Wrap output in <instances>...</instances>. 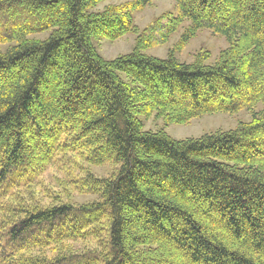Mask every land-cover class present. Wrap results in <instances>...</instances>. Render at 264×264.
<instances>
[{
  "label": "trees",
  "instance_id": "16d2710c",
  "mask_svg": "<svg viewBox=\"0 0 264 264\" xmlns=\"http://www.w3.org/2000/svg\"><path fill=\"white\" fill-rule=\"evenodd\" d=\"M104 1L0 0V264H264V0H174L142 29L133 12L155 0ZM185 20L178 46L225 38L214 63L143 53ZM129 33L110 60L92 42ZM240 110L250 121L183 140L138 119Z\"/></svg>",
  "mask_w": 264,
  "mask_h": 264
},
{
  "label": "rangeland",
  "instance_id": "374dc122",
  "mask_svg": "<svg viewBox=\"0 0 264 264\" xmlns=\"http://www.w3.org/2000/svg\"><path fill=\"white\" fill-rule=\"evenodd\" d=\"M132 0H105L99 4L94 10H101L107 5H117L131 2ZM177 14L174 0H155L149 6L140 11L133 12L134 24L142 29L152 20L159 17L163 13ZM189 21L185 20L174 32L167 42L164 44L147 48L143 53L147 56L159 59L166 58L167 54L172 52L174 57L183 63H191L195 58L202 54H208L206 64H212L216 61L221 50L227 47L225 38L219 34H214L208 29H200L196 32L187 43L178 46L181 33L187 28ZM47 33L34 35L33 37L43 39ZM97 53L106 60L114 59L119 55L130 53L134 48L135 35L133 33L126 34L116 40H108L102 38L92 41ZM122 80L127 82L124 75H120ZM259 106L256 107V111ZM143 124L144 131L164 130L171 138L183 140L187 138H198L204 134L212 133L217 130H229L236 127L239 122H248L251 119L247 110H240L235 113H214L204 115L200 118L193 119L186 124H165L162 119H157L153 115L149 118L138 117ZM97 177L108 176L113 167L110 165L92 166L89 169ZM63 170L57 166H52L44 173V188L55 190L57 192V178H63ZM69 202L79 205L90 202L94 199L91 195L79 194L77 192H69L67 197ZM66 198V199H67Z\"/></svg>",
  "mask_w": 264,
  "mask_h": 264
}]
</instances>
